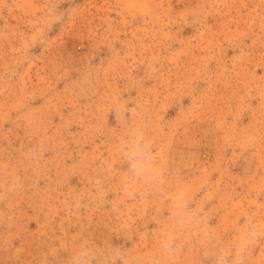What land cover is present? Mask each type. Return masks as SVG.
Here are the masks:
<instances>
[{"label":"rangeland","instance_id":"obj_1","mask_svg":"<svg viewBox=\"0 0 264 264\" xmlns=\"http://www.w3.org/2000/svg\"><path fill=\"white\" fill-rule=\"evenodd\" d=\"M0 264H264V0H0Z\"/></svg>","mask_w":264,"mask_h":264},{"label":"clouds","instance_id":"obj_2","mask_svg":"<svg viewBox=\"0 0 264 264\" xmlns=\"http://www.w3.org/2000/svg\"><path fill=\"white\" fill-rule=\"evenodd\" d=\"M152 160V148L150 143L146 141V138L142 132H138L135 138L133 149L128 156L129 168L136 177L146 176L148 179H159L160 173L151 168ZM225 260H230L229 257H225Z\"/></svg>","mask_w":264,"mask_h":264}]
</instances>
